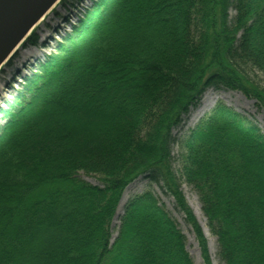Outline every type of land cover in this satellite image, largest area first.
I'll return each mask as SVG.
<instances>
[{"label": "trees", "instance_id": "1", "mask_svg": "<svg viewBox=\"0 0 264 264\" xmlns=\"http://www.w3.org/2000/svg\"><path fill=\"white\" fill-rule=\"evenodd\" d=\"M79 22L2 111L0 264H194L150 190L127 200L111 241L138 176L172 197L211 264L171 148L208 88L238 91L264 113L249 75L264 72V0H95ZM184 147L182 178L219 261L264 264V134L220 104Z\"/></svg>", "mask_w": 264, "mask_h": 264}, {"label": "rangeland", "instance_id": "2", "mask_svg": "<svg viewBox=\"0 0 264 264\" xmlns=\"http://www.w3.org/2000/svg\"><path fill=\"white\" fill-rule=\"evenodd\" d=\"M61 2V1H60ZM60 2L54 4L49 11L46 12L40 22L36 23L32 31L36 36L34 43H28L26 40L28 36L21 41L14 51L7 57V59L0 65V126L3 123L2 113L3 109L8 108L9 103L15 99L18 93L22 92L25 78L33 74L41 72L40 65L46 59L47 55H53L57 52L56 47L58 43L62 42L68 33L73 31L75 25L79 24V20L84 18L88 9L92 8L95 0H85L77 8H71L70 5H60ZM233 14V11L230 12ZM250 77L259 83L264 88V72L250 69ZM198 107L192 109L187 115V120L182 125V128L175 133L178 140L172 146L173 169L176 171L180 181V190L183 192L184 201L190 208L194 215L196 223L199 224L202 235L205 237L206 246L208 250V257L211 264H222L219 261L217 253V245L213 235L210 234L206 224V218L201 211L200 202H198L197 195L193 189L183 181L181 171L180 156L185 152L184 141L188 134L197 127L202 119L209 117L211 113L220 104H223L234 113L244 116L247 120L254 123L259 130L264 134V113L257 110L255 102L246 98L242 93L233 90H214L208 88ZM80 178H83L89 184L100 185L101 177L98 174H87L83 171L78 172ZM150 190L152 194L157 197L158 204L174 217L177 225L184 236H186V247L194 264H204L200 256L199 246L197 245L194 234L189 225L184 222V215L180 214L175 208L172 197L163 193L159 185L151 184L142 176L136 177L133 181L128 183L121 193V197L117 203V208L110 223L111 241H114L120 215L123 213L124 205L127 200L136 194Z\"/></svg>", "mask_w": 264, "mask_h": 264}, {"label": "water", "instance_id": "3", "mask_svg": "<svg viewBox=\"0 0 264 264\" xmlns=\"http://www.w3.org/2000/svg\"><path fill=\"white\" fill-rule=\"evenodd\" d=\"M60 0H0V65Z\"/></svg>", "mask_w": 264, "mask_h": 264}, {"label": "bare ground", "instance_id": "4", "mask_svg": "<svg viewBox=\"0 0 264 264\" xmlns=\"http://www.w3.org/2000/svg\"><path fill=\"white\" fill-rule=\"evenodd\" d=\"M14 50H15V49H14ZM14 50H13V51H14Z\"/></svg>", "mask_w": 264, "mask_h": 264}]
</instances>
